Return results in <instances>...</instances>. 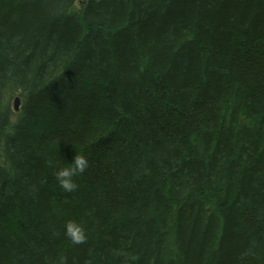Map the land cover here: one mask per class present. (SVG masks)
<instances>
[{
    "label": "trees",
    "instance_id": "1",
    "mask_svg": "<svg viewBox=\"0 0 264 264\" xmlns=\"http://www.w3.org/2000/svg\"><path fill=\"white\" fill-rule=\"evenodd\" d=\"M0 264H264V0H0Z\"/></svg>",
    "mask_w": 264,
    "mask_h": 264
},
{
    "label": "clouds",
    "instance_id": "2",
    "mask_svg": "<svg viewBox=\"0 0 264 264\" xmlns=\"http://www.w3.org/2000/svg\"><path fill=\"white\" fill-rule=\"evenodd\" d=\"M89 167V160L83 155H75L73 160L64 167L55 170L59 186L65 192H72L77 184L74 177L83 173ZM65 234L74 244H83L88 235L85 226L76 220H69L65 224Z\"/></svg>",
    "mask_w": 264,
    "mask_h": 264
},
{
    "label": "water",
    "instance_id": "3",
    "mask_svg": "<svg viewBox=\"0 0 264 264\" xmlns=\"http://www.w3.org/2000/svg\"><path fill=\"white\" fill-rule=\"evenodd\" d=\"M20 97L19 96H15L13 99V103H12V107L14 111H18L19 107H20Z\"/></svg>",
    "mask_w": 264,
    "mask_h": 264
},
{
    "label": "rangeland",
    "instance_id": "4",
    "mask_svg": "<svg viewBox=\"0 0 264 264\" xmlns=\"http://www.w3.org/2000/svg\"><path fill=\"white\" fill-rule=\"evenodd\" d=\"M18 94H20V93H18V92L15 93L16 96H18ZM15 95L13 96L11 103H13V99H14Z\"/></svg>",
    "mask_w": 264,
    "mask_h": 264
}]
</instances>
